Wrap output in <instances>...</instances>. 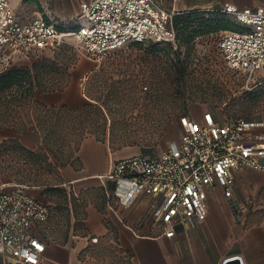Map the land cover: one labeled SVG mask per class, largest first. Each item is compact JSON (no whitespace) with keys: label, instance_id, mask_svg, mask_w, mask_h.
Returning a JSON list of instances; mask_svg holds the SVG:
<instances>
[{"label":"built area","instance_id":"1","mask_svg":"<svg viewBox=\"0 0 264 264\" xmlns=\"http://www.w3.org/2000/svg\"><path fill=\"white\" fill-rule=\"evenodd\" d=\"M209 9V8H208ZM219 10L232 17L238 29H225L216 48L225 65L244 74L247 83L263 69L254 84L264 86V5L240 7L225 2ZM176 9L157 0H79L74 25L58 22L41 12L20 18L11 0H0V70L18 58L64 43L80 45L99 64L101 57L128 41L176 39L172 24ZM83 83V82H81ZM83 88V86H82ZM264 121L228 119L204 109L200 119L183 115L177 137L157 153L136 152L116 158L99 174L107 197L128 205L140 195L152 197L150 210L167 236L179 223L194 225L207 211V188L223 187L233 213V171L242 165L262 168ZM107 182L112 188H107ZM31 184L14 182L0 188V264H41L45 249L34 225L49 215V207L31 192ZM93 236L92 240L96 241Z\"/></svg>","mask_w":264,"mask_h":264},{"label":"crops","instance_id":"2","mask_svg":"<svg viewBox=\"0 0 264 264\" xmlns=\"http://www.w3.org/2000/svg\"><path fill=\"white\" fill-rule=\"evenodd\" d=\"M30 1L11 0L20 18L27 19L41 12L61 23L74 25L77 21L79 0H62V6L54 10L57 18L46 15L43 10L30 13L27 5ZM157 1L165 8L173 7L178 11L215 8L225 2L240 7L264 5V0ZM94 65L92 59L79 58L64 89L36 92V97L45 103L82 104L85 99L81 96L79 85ZM8 136H18L30 148L40 143V137L30 127L25 133H16L9 126L1 127L0 139ZM121 149L112 150L108 139L99 140L88 135L75 152L74 163L57 166L61 184L72 188L75 195L82 189L96 186L101 191L102 201L85 204L81 218L82 232L69 237L66 235L65 241H60L62 238L50 239L39 231L38 225L45 220L34 225V232L45 242L41 264H105L95 256L94 247L109 232L113 233L117 245L127 254L128 264H223L227 257L234 255L240 257L242 264H264V166L242 165L233 171L231 191L238 203L237 215L230 209L223 187L215 183L207 188L204 218L194 225L179 223L174 235L167 236L162 232L160 223L153 219L150 210L152 197L140 195L132 203L123 205L115 197L106 196L98 175L106 173L112 161L123 156H115V152ZM260 162L264 165V156ZM107 188L111 190V182H107ZM93 236L97 237L96 241L92 240Z\"/></svg>","mask_w":264,"mask_h":264},{"label":"rangeland","instance_id":"3","mask_svg":"<svg viewBox=\"0 0 264 264\" xmlns=\"http://www.w3.org/2000/svg\"><path fill=\"white\" fill-rule=\"evenodd\" d=\"M62 0H31L27 3L30 13L34 11H44L46 15L57 18L54 14L56 7L62 6ZM206 7V6H205ZM209 7V6H208ZM215 10L199 8L195 9L188 19L193 20L191 27L182 31L179 26L178 37L172 42V48L178 47L180 55L187 50L190 52V60L197 70L195 76L198 77L196 87H193L194 101L189 105L185 115L191 118L200 119L204 109L211 110L216 115H224L228 118H244L254 121H264V86L254 84V81L261 76L262 68L256 70L253 77L247 83V78L239 71L226 67L216 48L218 38L225 29H234L230 16H220V22L228 23L227 28L211 29L204 28L199 17L210 16ZM183 15V14H181ZM187 17L181 18L186 21ZM180 25V23L178 24ZM197 29L199 33L185 43L183 40L187 32ZM154 40H144L140 43L128 41L122 46L106 52L100 59L98 80L88 82V75L82 77L81 85L85 84L86 97L81 94L86 101H92L90 95L100 94L99 103H104L103 109L110 113L113 120L114 131L122 134L121 137L132 144L121 147L116 155H129L136 152L157 153L162 151L168 142L177 137L179 121L181 116L177 94L167 90L159 84L158 89L148 82L130 81L127 84V94L121 96L108 97L105 101L107 87L103 84V76L110 70V61L123 55L144 56L149 60L155 56H162L168 51V44L157 42L158 50L152 51L151 44ZM42 56H48L59 65L73 66L77 64L79 58L92 57L85 52L80 45L68 44L63 48L53 51L43 49L24 60H18L15 64L28 65ZM151 60H149L150 62ZM92 63L94 60L92 59ZM96 66V67H97ZM114 79L121 78L119 69H114ZM141 68H135V72L140 73ZM118 85L119 83H114ZM173 118L165 127L166 117ZM110 123V120H108ZM8 127V126H5ZM11 127V126H9ZM4 128V127H2ZM255 131H264V124L254 128ZM108 135L106 136V138ZM117 150V149H116ZM76 152V151H75ZM75 152L73 157H75ZM122 157V156H121ZM53 159V158H52ZM116 159V158H115ZM0 188L8 187L14 182H27L32 186L30 192L33 193L49 207L47 219L38 225L39 231L50 239H61L65 235L79 234L82 232L83 209L88 202L100 203L102 194L98 187L91 186L82 189L75 195L68 186L61 184L58 170L55 166H44L41 163L35 164L30 157L18 152H8L0 157ZM32 193V192H31ZM71 194L76 198L73 200ZM95 256L105 264H128L127 254L122 251L115 241L113 233L109 232L106 237L97 242L94 247Z\"/></svg>","mask_w":264,"mask_h":264},{"label":"trees","instance_id":"4","mask_svg":"<svg viewBox=\"0 0 264 264\" xmlns=\"http://www.w3.org/2000/svg\"><path fill=\"white\" fill-rule=\"evenodd\" d=\"M193 11L183 10L173 15L172 24L176 30V39L179 26H181L182 31L191 27L190 24L192 23L190 22L193 20L188 18L193 14L191 13ZM215 11V13H210V16L199 17L202 21L200 24L204 28L213 30L227 28L228 23L220 22L219 15H229L219 10ZM184 17H187L186 21L181 20ZM231 20L232 25H236V27L233 25L234 29H238V23L232 17ZM179 23L180 25H178ZM197 33H199L197 29H192L191 32L186 33L183 40L188 43ZM133 42L140 43L141 41L133 40ZM155 42L151 44L153 52L158 50L155 46L157 42L167 43L168 51H165L162 56L150 58V62L147 57L129 54L110 61V70L105 73L102 79L104 86L107 87L105 101L108 97L127 94L128 87L125 83L130 81L134 82L133 84L138 81L148 82L155 86V90L160 88L158 87L159 84L161 86L166 84L162 87L177 94L180 106L178 116H183L186 114L190 103L194 101L193 87L199 85L195 72L199 69L192 65L193 61L190 60L188 50L180 55L178 47L170 51L172 42ZM68 44L71 43H64L58 48L49 50L56 51ZM137 67L142 69L140 73L135 72ZM115 68L119 69V74L122 75L117 80L114 79ZM100 70L101 67L99 68V66L93 67L88 75V82H96ZM70 73V66L67 63L59 65L58 61L48 56L34 60L30 66L14 63L0 70V128L11 126L16 133H25L30 127L40 137V143L35 148L23 144L18 136L1 138L0 157L13 151L25 154L35 164L41 163L44 166L57 168L58 165L74 163L76 160V157H73L74 152L78 150L83 138L88 135H93L99 140L108 139L112 150L133 143L127 142L121 137L122 134H117L114 131L110 113L103 109L104 103L98 102L100 94L90 95L92 101L84 100L82 104L77 106H71L67 103H45L36 97V92L64 89L69 83ZM114 83L119 84L115 85ZM81 94L86 97L85 84L81 88ZM172 118V116L166 117L165 127ZM71 198L76 199L73 194H71ZM66 239L67 236L65 235L60 241Z\"/></svg>","mask_w":264,"mask_h":264},{"label":"water","instance_id":"5","mask_svg":"<svg viewBox=\"0 0 264 264\" xmlns=\"http://www.w3.org/2000/svg\"><path fill=\"white\" fill-rule=\"evenodd\" d=\"M223 264H242L241 259L238 255L227 257Z\"/></svg>","mask_w":264,"mask_h":264}]
</instances>
